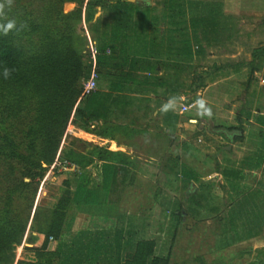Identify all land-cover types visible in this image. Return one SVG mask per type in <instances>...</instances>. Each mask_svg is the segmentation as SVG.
<instances>
[{
	"label": "rangeland",
	"instance_id": "1",
	"mask_svg": "<svg viewBox=\"0 0 264 264\" xmlns=\"http://www.w3.org/2000/svg\"><path fill=\"white\" fill-rule=\"evenodd\" d=\"M53 2L55 0H14L10 11L17 9L25 18L31 12L40 16L44 13L39 11L41 6H52ZM133 3L136 23L130 26V36L133 44L141 45L130 54L133 59L129 65L133 67L136 61V66L150 73L148 77L139 79L151 85L159 82L163 87L182 89L187 87L195 68L201 71L212 65H221L222 69L207 75L201 88L208 85L202 97L209 103L213 102L209 104L211 108L225 110L216 113L220 115L219 119L214 113L211 119L200 118L195 107L181 114L179 120L185 123V140H179L177 147V144L172 145L169 137L166 156L152 181H138L134 187L128 181L135 176H113L109 173L102 177L100 185L94 183V190H89L88 194L85 192V201L94 205L82 209V215L92 221V216L96 215L97 223H104L102 229L109 223L112 225L113 221L121 228L127 226L125 234L113 236L110 232H97L100 238L103 237L99 249L129 244L132 247L141 237H148L156 240L155 254L166 255L170 251V264H247L258 256V249L264 248V225L259 236L247 240V235L259 230L257 225L264 211V84L261 75L257 74H264V56L259 71L251 76L246 65L252 59V50L264 45V0H145L144 3L137 0ZM75 8L74 2L62 5L65 13ZM115 8L107 18L103 9H95V18H105L101 23L86 22L83 14L80 19L69 21L81 40L77 47L86 55L89 37L97 47L108 45L103 41L100 30L109 32L117 25L119 9ZM134 27L144 33L142 38L133 33ZM239 60L244 62L241 67L235 65ZM158 68L163 72L162 76L158 75ZM249 77L251 81L246 89ZM127 83L136 84L118 81V86H114L115 82L113 86L119 91ZM98 84L102 88L103 82L98 81ZM95 95L97 98L98 94L87 95L83 103L88 106ZM184 95L183 103L195 98L188 89ZM105 106L104 99H101L88 107L110 117L115 116L116 113H110V108ZM116 106L114 109H118ZM239 107L244 136L241 141H229L223 133L215 132L213 122L221 127L233 126ZM249 111L251 115L247 118L246 112ZM164 116L167 128L164 129L168 130L178 119L171 111ZM193 117L200 118L205 124L200 126L188 122ZM71 126H67L62 136L55 162L38 183L32 209L37 206V201L42 205L53 202L52 197L61 191L63 179L68 178L67 172L71 167L58 161L61 150L66 149L74 138L86 142L97 140ZM91 144L85 149L91 148ZM111 147L115 148L114 142H111ZM199 155L204 159L200 165V161H196ZM208 163L215 171L209 175L205 169ZM192 173L193 185L184 187L183 183L191 179ZM76 207L73 211H77L78 217L80 211ZM180 207L184 216L177 221L174 213ZM122 237L125 240H121ZM85 241L89 244L75 245L71 240L73 244H69L67 250L78 245L80 248L93 247L90 241ZM247 249H251L250 254L245 252ZM69 258L62 255L67 263H71L72 258Z\"/></svg>",
	"mask_w": 264,
	"mask_h": 264
},
{
	"label": "trees",
	"instance_id": "2",
	"mask_svg": "<svg viewBox=\"0 0 264 264\" xmlns=\"http://www.w3.org/2000/svg\"><path fill=\"white\" fill-rule=\"evenodd\" d=\"M65 2L76 3L77 8L65 13L62 9ZM83 3L84 0H55L52 6H41L39 11L44 13L39 17L34 12L28 18L21 17L22 14L17 9L7 12L10 18H15L18 23H26L28 27L19 34L10 32L7 36L0 35V264H12L14 251L20 249L18 245L21 244L28 225L30 236L32 231L45 236L40 247L29 249L36 251L38 260L45 257V263L50 262V258L43 256L46 253L39 250L45 248L50 236L59 238L71 196L79 195L81 189L87 188L88 181H81L79 175L74 180L64 179V188L54 208L36 206L32 209L38 183L55 162L67 126L70 124L111 138L115 130L124 133L129 131L128 127L109 123L106 119L99 123L100 112L88 107L90 104L86 106L83 103L86 96H81L82 82L89 77L92 65L89 55L77 47L81 40L75 35L69 21L80 19L83 14L86 22L101 23L105 18H95L97 7L106 12V18L112 9L118 7L119 15L116 14L118 19L115 23L119 26H114L109 32L100 30L103 41L108 45L96 46L98 52L95 56V70L98 81L107 82L110 89L118 86V81L148 84L146 80L139 78L148 77L149 71L136 66V61L133 62V67L129 65L133 59L130 54L140 49L138 46L141 45L133 44L130 36V26L136 23V17L133 16L136 8L134 3L128 0H87L84 7ZM133 33L141 38L144 34L136 27ZM263 56L264 45L252 50V59L246 63L250 76L259 71ZM243 64L239 60L235 65L241 67ZM4 66L16 69L9 79L3 78ZM220 69L221 65H212L201 71L195 68L185 89L196 92L204 85L203 81L209 73ZM250 81L251 77L245 84L246 89ZM256 112L261 114L260 111ZM246 113L247 118H250V111ZM242 118L239 107L236 113L237 125H213L212 128L226 135L229 141H241ZM89 146L82 139L74 138L66 149L61 150L58 161L69 167L75 165L76 169H84L96 161L102 162L105 167L114 160L118 163L126 161L100 146H92L84 153ZM76 172L75 170L73 174ZM193 177L192 173L191 179L183 183L184 187L193 185ZM74 185L75 191L71 190ZM174 214L177 221H181L184 216L181 207ZM261 215L263 218L257 225L259 230L247 235V240L262 233L264 211ZM156 246L154 238L137 240L134 250L125 257L123 264H170V251L166 255H157ZM245 252L250 254L251 249ZM257 255L247 264H264V248L258 249ZM17 264L30 263L17 261Z\"/></svg>",
	"mask_w": 264,
	"mask_h": 264
},
{
	"label": "crops",
	"instance_id": "3",
	"mask_svg": "<svg viewBox=\"0 0 264 264\" xmlns=\"http://www.w3.org/2000/svg\"><path fill=\"white\" fill-rule=\"evenodd\" d=\"M135 1L137 0H133L131 2ZM138 1L140 3H144L145 0ZM149 1L151 2V0ZM97 8L100 9V7ZM158 75L162 76L163 72L159 71ZM180 81L183 82V80ZM100 82L102 81H99V83ZM123 87L124 88L118 91L116 88L110 89L108 83L103 82L102 88L98 87L95 91L89 94H98V99L95 98V95V99L92 98L90 104L104 99V104L106 105L105 107H107V109L110 108V113L114 111L116 114L115 116L112 115L110 117L107 113H100L99 123H102L103 119H106L109 123H118L122 126L128 127L129 131L124 133L121 130H115L113 131V137L111 138L109 136L90 133L82 129L80 130L97 139H89L90 142L95 143V145L88 141L87 143L92 146H100L112 151L114 156L117 158L123 157L126 161L124 163H118L114 160L113 162H108L106 167L103 166L102 162L96 161L84 169H76V166L72 165L71 168H69L71 171L67 172L68 178L65 177L64 179H73L79 175L82 178L81 181H88V185L85 190L81 189L82 191L79 195L74 194L71 196V201L66 210V217L59 238L53 237L52 240H49L48 238L45 248L39 250L40 252L46 253L43 256L46 255V258L49 257L51 259L50 262L45 263V257L38 260L35 254L36 251L34 249H29L33 247H40L44 242L45 236L44 234L36 231H32L30 236L28 227L21 244L18 245L20 246V249L18 251L15 249L14 251L13 264H17V261H24L25 263L30 264H123L125 257L134 250L136 241L132 247L129 244L127 246L122 245L118 248L113 246V248L109 249H99L101 248L99 247V244L103 242V237H101V239L97 232H110L109 234L114 236V234L116 235L118 233L125 234V232L128 231V228L127 226L126 228H121L119 224H116L113 221L112 225L109 223L105 226V229H102L101 227L103 226L101 225L104 223H97L99 219L96 218V215L92 216L94 221L89 218H84L82 215L84 213L82 209L87 208L86 206L94 205L89 203V201H85L84 194L87 190L91 191L95 189L94 183H98L100 185L102 183V177L109 173L113 176H120L122 174H125V177L131 176V178L135 176L133 180L128 181L130 185H135L134 187L138 185V181H152L154 174H157V171L161 168L163 157L166 156V152L169 147L167 146L169 137L172 138V145L177 144V147L179 146V140L181 142L185 140L183 130L185 123H182V121L179 120L181 114L184 113H180L179 109L176 112H172L176 115L178 120L172 123V126L168 128V130H165L164 128H166V125L163 119L165 114L161 113L159 108L169 96L178 95L183 98V103L185 99L184 92L186 89L183 87L182 89L179 87L176 89L172 87H163V84L160 83L151 85L141 84L139 82H136V84L127 83ZM207 87L208 85H205L203 88H199L196 92H192L195 94V98H192L191 100L195 101L196 96L201 97ZM224 102H227V100H224ZM116 104L121 107L118 108ZM114 106L118 109H114ZM223 110H225V108H212L213 113L218 119L220 115H217L216 113ZM188 122L196 123V125L199 124L200 126L205 124V122H202L201 119L197 117L188 119ZM213 124L221 126L220 124H216L214 122ZM234 124L237 125V121L232 125ZM71 127L74 130L79 129L73 125ZM111 142L115 143V148L111 147ZM180 145L182 144L180 143ZM87 151L88 149H85L84 153ZM116 157H114V159H116ZM202 160H204L202 155H199L196 158V161H200L199 165ZM209 164L210 163L205 165V169L208 170L206 174L208 175L215 172L213 169L211 170L212 164H210V166ZM202 168H204V166ZM75 170L77 172L76 174H73ZM136 176H139L140 178L138 179ZM63 188V185H61V191L59 190L58 195L52 197L54 199L53 202H47V204L42 205L39 201H37V206L46 209L54 208ZM71 190L75 191V185L74 187H71ZM88 191L86 194H88ZM75 206H77L76 208L80 211L78 217L76 214L77 211H73ZM72 212L74 217H72ZM120 239L125 240L124 237ZM140 239H148V237H141ZM71 240L74 241L75 245H80V243L85 245L88 243L85 241L87 240L90 241V244H92L93 247L88 246L89 248H84L83 246V248H80L78 245L75 249L71 248V250H67L68 245L73 244L70 242ZM62 255L68 257L70 256L69 259L72 258L71 263L65 262L67 259H62Z\"/></svg>",
	"mask_w": 264,
	"mask_h": 264
},
{
	"label": "clouds",
	"instance_id": "4",
	"mask_svg": "<svg viewBox=\"0 0 264 264\" xmlns=\"http://www.w3.org/2000/svg\"><path fill=\"white\" fill-rule=\"evenodd\" d=\"M13 3L14 0H0V35L7 36L10 32L19 34L28 27L26 23H18L15 18L8 16L7 12L11 9ZM14 71H16L15 68L4 66L2 70L3 78L9 79ZM182 100L183 98L178 95L169 96L161 104L159 111L164 114L170 111L176 112L182 106ZM193 107H195L196 115L200 118L207 117L211 119L214 115L209 102L202 96L194 101Z\"/></svg>",
	"mask_w": 264,
	"mask_h": 264
},
{
	"label": "built area",
	"instance_id": "5",
	"mask_svg": "<svg viewBox=\"0 0 264 264\" xmlns=\"http://www.w3.org/2000/svg\"><path fill=\"white\" fill-rule=\"evenodd\" d=\"M88 55L89 59L92 65L91 72L89 77L82 82V90H81V96H87L93 91H95L98 88V73L95 70V56L98 52L95 41H93L90 37L88 38ZM194 101H190L188 103H182V106L179 108L180 113H185L189 109L193 108ZM70 132L72 129H68ZM53 237L50 236L49 240H52Z\"/></svg>",
	"mask_w": 264,
	"mask_h": 264
},
{
	"label": "water",
	"instance_id": "6",
	"mask_svg": "<svg viewBox=\"0 0 264 264\" xmlns=\"http://www.w3.org/2000/svg\"><path fill=\"white\" fill-rule=\"evenodd\" d=\"M128 1H133V0H128ZM257 74L261 75L262 79H263V84H264V74H261L260 72H257ZM263 90H264V85H263ZM45 165V164H44ZM26 181H28V179H25Z\"/></svg>",
	"mask_w": 264,
	"mask_h": 264
}]
</instances>
